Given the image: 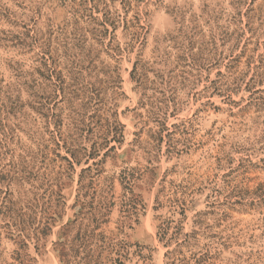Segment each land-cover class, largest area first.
<instances>
[{
    "label": "rangeland",
    "instance_id": "obj_1",
    "mask_svg": "<svg viewBox=\"0 0 264 264\" xmlns=\"http://www.w3.org/2000/svg\"><path fill=\"white\" fill-rule=\"evenodd\" d=\"M106 1L116 16L126 10L129 18L140 14L146 26L142 44L129 46L131 37L121 23L115 32L110 26L101 40L103 12L90 10L84 0H0L3 82H14L12 65L30 71L36 63L34 49L16 37L30 28H53L52 48L58 49L60 70L75 96L73 107L84 115L83 142L90 146L96 139L106 110L103 116L125 125L121 143H111L116 148L106 155L104 149L90 158L81 154L80 164L70 168L62 158L70 155L53 145L59 156L37 162L41 176L54 171L63 177L64 199L52 202L50 212L56 207L58 214L39 245L34 240L21 245L0 227V264H170L166 253L176 241L166 246L158 237L167 217L182 221L179 240L192 235L182 248L188 262L264 264L262 118L254 106L233 115L223 93L213 88L244 42L232 50L235 42L228 39L229 33L239 34L242 14L237 13L252 1L264 11V0H242L237 8L233 0ZM86 7L84 16L75 12ZM254 40L262 42L264 32ZM109 42L125 50L115 54L105 46ZM252 47L263 51L261 44ZM249 96L243 87L234 99L244 104ZM24 111L46 141V118L28 106ZM84 168L91 169L84 172L88 187L77 201ZM37 186L42 192L48 188L43 177ZM179 200L186 201L185 211L174 207ZM76 237V244L87 246L79 252L71 246Z\"/></svg>",
    "mask_w": 264,
    "mask_h": 264
},
{
    "label": "trees",
    "instance_id": "obj_2",
    "mask_svg": "<svg viewBox=\"0 0 264 264\" xmlns=\"http://www.w3.org/2000/svg\"><path fill=\"white\" fill-rule=\"evenodd\" d=\"M84 1L88 2L87 6L91 5L90 10L96 9L97 12H103V19L98 22L102 27L99 30L101 40L105 33L111 32L110 26L115 32L121 23L131 37L129 46L134 47L135 44H142L146 26L142 23L138 12L133 18L128 17V10L125 15L118 14L116 16L112 14V9L106 0ZM232 4L237 8L242 4V0H233ZM251 5L244 13H237L242 14L239 34L237 32V35L234 36L233 33H229L228 39L235 42L231 45L232 50L238 47L242 38L244 42L236 54L230 55L226 74L222 75L221 72H218L221 80H214L213 88L214 92L223 93L221 96L225 97L233 115H243L250 106L257 108V111L260 112L258 118H262L259 140L264 142V88L262 87L264 82V40L262 42L254 40L261 31L264 32V11H257ZM87 8L75 10V12H81L84 16ZM52 32L53 28L46 32L30 28L27 32L22 33V37H16L20 45H27L34 49L35 66L29 71L23 69L21 63H17L11 66L14 82L4 83L0 78V227L4 228L9 237L21 245H27V240H34L36 245L40 244L42 237L51 230L52 221L58 214L56 207L53 208V212H50L52 202L57 201L58 205L64 199L61 190L64 183L61 181L63 177H57L54 171L43 172L41 176L39 170L36 169L37 162L44 163L46 160H51L52 153L59 156L54 147L58 146L64 148L70 155L62 158L68 162V167L73 168L75 161L80 164L82 155L90 158L100 153L102 149L106 150V155L116 148L111 143H121L124 138L125 125L110 115L103 116L104 113L107 114L106 110L100 114V123L96 125V139L90 146L83 142V136L87 131L81 119L84 115L73 107L72 99L75 96H72L68 91L69 85L60 70L58 49L52 48L51 36H49ZM62 32H64L63 29ZM253 44H257V46L261 44L263 51L258 52V47L253 48ZM105 46L115 54L125 50L121 47H114L112 42L106 43ZM136 68L137 63L134 71ZM243 87L250 93V96L244 104H240L234 99V95ZM22 92L29 95L28 100L23 99ZM60 104L63 106L59 107ZM26 106L46 118L44 125L47 134L46 141L44 135L33 130L29 124L28 115L24 111ZM234 107H238L237 113H234ZM67 109L69 112L66 111ZM66 120H69L68 124H66ZM19 131L27 134L31 141L37 144V147L24 143ZM88 170L91 169L84 168L80 174L79 199L77 201H80V194L88 187L84 180V172ZM99 172L100 170L97 168V173L99 174ZM40 177H43V181L48 186L43 192L42 188L37 186ZM85 196L83 194L82 198ZM185 202L179 200V204L174 207L185 211ZM173 212H176V208H173ZM180 223L182 221L177 223L174 217L164 218L159 225L158 237L166 243V246H171V243L176 241V247L169 249L166 253L170 264H195L188 262L184 256L182 248L183 246L188 247L192 235L184 233L183 240H179ZM196 233L197 231L192 232V234ZM77 240H79L78 237L71 242V246L76 245L77 252L81 250V247H87L85 241L76 244ZM195 261L198 262V258Z\"/></svg>",
    "mask_w": 264,
    "mask_h": 264
}]
</instances>
